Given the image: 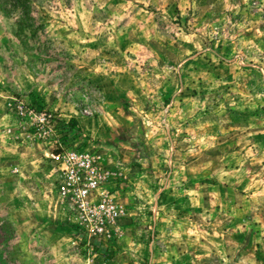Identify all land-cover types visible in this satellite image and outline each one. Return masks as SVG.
Wrapping results in <instances>:
<instances>
[{"label": "rangeland", "instance_id": "rangeland-1", "mask_svg": "<svg viewBox=\"0 0 264 264\" xmlns=\"http://www.w3.org/2000/svg\"><path fill=\"white\" fill-rule=\"evenodd\" d=\"M31 3L20 32L0 1L5 264H264V0ZM62 147L104 171L102 237L56 194Z\"/></svg>", "mask_w": 264, "mask_h": 264}, {"label": "built area", "instance_id": "built-area-1", "mask_svg": "<svg viewBox=\"0 0 264 264\" xmlns=\"http://www.w3.org/2000/svg\"><path fill=\"white\" fill-rule=\"evenodd\" d=\"M51 158L56 194L74 215L79 228L89 238L107 234L115 224L120 209L100 189L105 174L96 155L88 150L62 147L51 154Z\"/></svg>", "mask_w": 264, "mask_h": 264}, {"label": "trees", "instance_id": "trees-1", "mask_svg": "<svg viewBox=\"0 0 264 264\" xmlns=\"http://www.w3.org/2000/svg\"><path fill=\"white\" fill-rule=\"evenodd\" d=\"M7 3L8 8H4L7 13H11L15 16L14 22L16 25V30L20 32H28L30 30H38L39 25L36 27L35 16L31 14V0H0ZM5 7H7L5 5ZM40 28V27H39ZM70 126L77 125V122L74 118H71L68 122ZM14 235V230L10 223L5 220H0V236L3 237L0 247L3 248L0 250V264H5L6 256L4 247L6 246L7 241Z\"/></svg>", "mask_w": 264, "mask_h": 264}]
</instances>
